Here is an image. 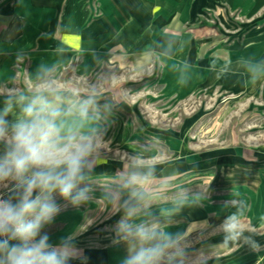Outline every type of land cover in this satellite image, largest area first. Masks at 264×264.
<instances>
[{
  "label": "rangeland",
  "instance_id": "rangeland-1",
  "mask_svg": "<svg viewBox=\"0 0 264 264\" xmlns=\"http://www.w3.org/2000/svg\"><path fill=\"white\" fill-rule=\"evenodd\" d=\"M194 25L204 32L197 37H214L224 50L233 44L237 52L248 41L264 39V6L244 16L240 8L220 3L198 14ZM77 46L42 52L37 81L27 75L38 58L20 54L8 64L0 59L9 68L4 74L10 75L9 82H0V106L16 92L31 94L44 81L52 83L50 94L66 106L95 97L104 142L93 162L110 171L88 178L91 192L85 204L63 209L78 211L69 233L77 236L85 264L87 251L90 264H120L125 255L124 245L115 238L117 204L129 199L126 183L134 173L146 177L141 219L168 223L162 212L173 203L184 197L200 199L170 219L171 229L186 236L189 264H264V80L249 90L236 85L242 79L234 82L233 90L204 87L195 85L192 68L165 64L162 52L149 57L124 48L103 56L93 46ZM185 57L189 59V53ZM166 74L174 81L164 82ZM176 76L186 81L178 83ZM64 120L71 129L88 126L76 118L75 110ZM238 198L247 201L248 220L260 232L259 251L223 245L218 226L234 210L225 202ZM57 201L65 203L59 197ZM63 223L46 227L58 234V242L69 234Z\"/></svg>",
  "mask_w": 264,
  "mask_h": 264
},
{
  "label": "clouds",
  "instance_id": "clouds-1",
  "mask_svg": "<svg viewBox=\"0 0 264 264\" xmlns=\"http://www.w3.org/2000/svg\"><path fill=\"white\" fill-rule=\"evenodd\" d=\"M51 88L52 83L44 81L31 94L16 92L0 106V264L86 261L76 235L70 232L54 244L45 229L64 208L80 207L90 198L88 178L104 142L98 127L100 108L94 96L74 106L58 103ZM73 110L87 127L65 126L64 117ZM145 183L146 177L132 174L126 183L129 199L117 204L115 238L125 249L120 264H189L186 236L171 229L170 219L200 199L177 200L162 212L168 223L141 219ZM57 197L65 203H58ZM225 207L234 210L218 226L223 245L259 251L260 232L248 220L247 201L231 199Z\"/></svg>",
  "mask_w": 264,
  "mask_h": 264
},
{
  "label": "crops",
  "instance_id": "crops-1",
  "mask_svg": "<svg viewBox=\"0 0 264 264\" xmlns=\"http://www.w3.org/2000/svg\"><path fill=\"white\" fill-rule=\"evenodd\" d=\"M220 3L240 8L244 16H252L264 6V0H0V59L8 64L18 54L38 58L27 75L30 81H37L42 75V52L58 51L65 44L74 50L80 47L77 45L84 50L93 46L103 56L124 48L149 57L162 52L170 67L192 68L195 85L233 90L241 84L249 90L264 80V39L248 41L235 52L233 44L224 50L214 37H197L204 33L200 25H194L197 15ZM206 47L208 51L202 53ZM176 49L180 53L175 55ZM188 53L189 59L185 57ZM5 68L9 69L0 63V82L10 81ZM177 77L178 83L186 81V77ZM237 79L242 81L235 85ZM168 80L174 81L166 74L164 82ZM107 171L106 165L93 162L89 177ZM78 215L74 209H65L53 223L64 222L69 233ZM47 231L51 242L58 243V234ZM86 254L90 264V251Z\"/></svg>",
  "mask_w": 264,
  "mask_h": 264
}]
</instances>
